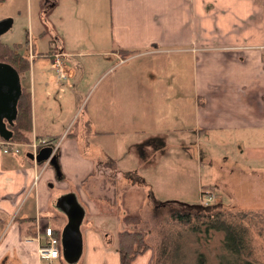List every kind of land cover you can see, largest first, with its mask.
Listing matches in <instances>:
<instances>
[{
    "label": "crops",
    "instance_id": "obj_1",
    "mask_svg": "<svg viewBox=\"0 0 264 264\" xmlns=\"http://www.w3.org/2000/svg\"><path fill=\"white\" fill-rule=\"evenodd\" d=\"M38 3L49 19L59 12V33L44 51L29 44L37 53L28 57L50 60L38 66L33 59L25 86L30 141H52L62 176L31 160L29 149L24 156L3 154L0 138V264H49L39 258V245L47 227L61 238L67 219L57 202L69 192L85 209L83 252L73 264L83 254L85 264H120L115 229L127 225L107 211V200L88 194L86 180L108 160L120 175L157 179L160 162L184 152L181 147L264 132V0ZM51 51L82 77L58 81L45 56ZM153 257L150 249L132 264H151ZM63 258L52 264H66Z\"/></svg>",
    "mask_w": 264,
    "mask_h": 264
},
{
    "label": "rangeland",
    "instance_id": "obj_2",
    "mask_svg": "<svg viewBox=\"0 0 264 264\" xmlns=\"http://www.w3.org/2000/svg\"><path fill=\"white\" fill-rule=\"evenodd\" d=\"M38 2L39 0H0V23L3 20H10L12 24L9 29L0 34V43L9 47L20 44L22 47L21 54L31 60V74L33 72V59L36 60L38 66L42 62L50 63V60L38 59L35 55L34 58L28 57L29 44L35 43L40 51H44L49 47L48 41L53 40V37L59 33L56 27L59 12L49 19ZM45 30L48 34L47 37L41 35ZM34 52L37 53L36 49ZM83 60L80 61L82 66L85 63ZM63 61L68 76L60 82L68 84L82 77V70H77L70 60L64 59ZM50 66L54 69L53 64ZM85 66L90 67L88 64ZM69 72L74 76L68 78ZM54 73L56 74L55 69ZM29 77L31 78L30 73L21 81L24 86H30ZM57 106L56 102H52L50 111L52 117L56 115ZM43 142L52 143L48 140H43ZM36 143L33 139L30 142L20 141L19 144L23 146L20 148L21 155L24 156L26 149L32 150L31 147ZM208 143L210 145L208 148L203 145V142L200 143L202 146L200 149L195 147L191 150L187 146H184V149L181 147L184 152L174 153L170 159L164 158L160 162V165L163 164L162 171L159 168L162 173L157 179L151 178L150 180V177L143 179L140 178V174L128 173L132 176L128 175L126 180L122 174L117 184L121 187V192L116 194L115 201L112 195H110L112 202L104 198V202L107 200L105 208L107 206V211H111L115 215L114 217L121 218L122 223L127 225L125 230L145 233L151 246L155 247L160 243L161 226L154 221V218H151L154 203H163V199H177L182 203L197 204L201 199L203 201L200 194L205 192L207 194L204 195V198L210 204H222L225 209L251 217L248 226L251 229L257 256L259 260L264 262V132L243 133L237 137L224 138L220 141L212 139ZM209 159L210 161H208ZM106 167L103 165V167H99V170L102 171ZM97 171L94 174L98 175ZM97 177L86 183L85 186L94 184L96 189L100 191V182L95 181ZM147 181L150 185L152 184L151 188L154 192L152 202L148 200V194L151 193V190ZM126 210L131 213L141 210L143 213L141 222L136 225L133 223L126 224L123 220ZM111 220L114 224L118 222L116 219ZM96 223L94 221V224ZM164 227L171 229L172 233L179 228L177 225H172L168 220H164ZM119 230L122 228L115 229L116 235H118ZM106 241L109 239L106 238ZM84 259L83 254L79 264H85ZM63 261L68 264L64 258ZM111 263V261L108 262V264Z\"/></svg>",
    "mask_w": 264,
    "mask_h": 264
},
{
    "label": "trees",
    "instance_id": "obj_3",
    "mask_svg": "<svg viewBox=\"0 0 264 264\" xmlns=\"http://www.w3.org/2000/svg\"><path fill=\"white\" fill-rule=\"evenodd\" d=\"M21 49L20 44L9 47L0 43V62H5L18 71L22 81L30 73L31 60L21 54ZM52 53L51 51L45 56L52 58ZM21 94L17 103V119L13 126H9L13 131L11 141L18 143L30 142L33 131L31 94L23 84ZM108 161L105 164L107 167L97 173L100 174L98 180L100 191L94 184L92 186L89 184L86 190L91 197L95 195L112 202L115 201L116 194L121 192V187L117 185L121 175L114 162ZM128 175H124L126 180ZM92 179L88 178L85 185ZM110 195L113 196V200ZM152 196L148 194V200L151 202ZM223 206L218 203L205 204L202 199L197 204L178 201L154 203L151 218L161 226L160 243L152 247L145 233L120 231L116 242L118 253L121 255L120 264H132L137 257L150 249L154 254L151 264H264L257 256V249L248 226L251 217L225 209ZM141 218L143 213L140 210L134 213L126 212L123 220L126 224L136 225L141 222ZM164 220L179 226L178 230L172 233L171 229L164 227ZM26 221L33 223L32 219ZM54 236L57 237L56 234Z\"/></svg>",
    "mask_w": 264,
    "mask_h": 264
},
{
    "label": "water",
    "instance_id": "obj_4",
    "mask_svg": "<svg viewBox=\"0 0 264 264\" xmlns=\"http://www.w3.org/2000/svg\"><path fill=\"white\" fill-rule=\"evenodd\" d=\"M10 20L0 23V34L11 27ZM22 83L18 71L7 64L0 62V138L8 142L13 137V126L17 119V103L21 97ZM29 158L37 164H50L61 179L60 166L57 155L50 145L43 146L37 154H30ZM66 216L67 224L61 232L62 257L68 264H73L81 259L83 252L81 226L85 216V209L79 204L74 193L69 192L61 196L57 202Z\"/></svg>",
    "mask_w": 264,
    "mask_h": 264
},
{
    "label": "built area",
    "instance_id": "obj_5",
    "mask_svg": "<svg viewBox=\"0 0 264 264\" xmlns=\"http://www.w3.org/2000/svg\"><path fill=\"white\" fill-rule=\"evenodd\" d=\"M52 64L56 71V78L58 81L64 80L68 76V71L64 67V57L62 54L56 52L52 55ZM3 145V154H13V155H20V144L17 142H12L11 140L8 142L2 141ZM36 142V141H35ZM43 141L37 142L36 144H33L31 147V153L37 154V151L43 146H46L48 144L42 143ZM41 144V145H40ZM203 202L205 204L210 203L209 201L205 200L204 195H202ZM211 198V197H210ZM45 235V241L43 243H40L39 245V258L41 260L52 264L54 261L60 260V256L62 254V246L60 244V239L54 236L53 230L50 227H47V229L44 231Z\"/></svg>",
    "mask_w": 264,
    "mask_h": 264
}]
</instances>
